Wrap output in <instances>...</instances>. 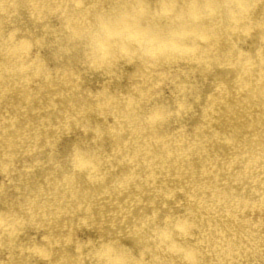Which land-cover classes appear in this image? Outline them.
<instances>
[{"label": "bare ground", "instance_id": "bare-ground-1", "mask_svg": "<svg viewBox=\"0 0 264 264\" xmlns=\"http://www.w3.org/2000/svg\"><path fill=\"white\" fill-rule=\"evenodd\" d=\"M134 5L135 46L158 59L90 70L77 34ZM9 35L30 45L22 59ZM77 149L94 168L75 167ZM8 215L0 264H81L104 241L141 264H189L181 249L264 264V0H0Z\"/></svg>", "mask_w": 264, "mask_h": 264}, {"label": "clouds", "instance_id": "clouds-1", "mask_svg": "<svg viewBox=\"0 0 264 264\" xmlns=\"http://www.w3.org/2000/svg\"><path fill=\"white\" fill-rule=\"evenodd\" d=\"M130 6L126 12L118 13L116 16H108L103 13L95 14L92 27L82 33L77 34V38H83L87 41V51L85 53V63L87 67L94 72L113 74V69L121 61L130 60L134 57H142L147 60L158 59L148 48L135 46V33L138 31L136 25L135 8ZM169 12H173L175 5L165 6ZM207 7V6H205ZM215 7V6H214ZM233 12L243 13L249 5L232 4L224 5ZM231 14V13H230ZM5 50L12 55L19 54V59L25 57L30 45L26 41L17 42L14 35H9L4 41ZM23 70V69H21ZM159 117L153 113L145 118L146 123L155 122ZM75 167L78 170L94 168L95 161L88 155L76 150ZM20 221L15 217L8 215L0 220V227L4 233L11 236L18 228ZM176 227L173 226V231ZM163 243V241H162ZM87 250L81 258V264H141V261L135 259L126 250L120 248L115 242L104 241L86 246ZM37 255L46 257L47 253L43 249H33ZM189 264H196V256L193 251L179 250Z\"/></svg>", "mask_w": 264, "mask_h": 264}]
</instances>
